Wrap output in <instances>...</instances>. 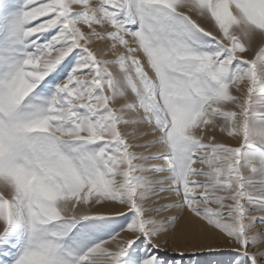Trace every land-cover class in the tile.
I'll return each instance as SVG.
<instances>
[{"label": "snow or ice", "instance_id": "snow-or-ice-1", "mask_svg": "<svg viewBox=\"0 0 264 264\" xmlns=\"http://www.w3.org/2000/svg\"><path fill=\"white\" fill-rule=\"evenodd\" d=\"M0 264H264V0H0Z\"/></svg>", "mask_w": 264, "mask_h": 264}, {"label": "rangeland", "instance_id": "rangeland-1", "mask_svg": "<svg viewBox=\"0 0 264 264\" xmlns=\"http://www.w3.org/2000/svg\"><path fill=\"white\" fill-rule=\"evenodd\" d=\"M210 243L213 244L214 247L216 248H221V247H225L226 246V241H223V238L221 237H217L215 239H210L209 240ZM193 260H196V257H192ZM199 259L204 260L206 259L205 257H200Z\"/></svg>", "mask_w": 264, "mask_h": 264}, {"label": "bare ground", "instance_id": "bare-ground-1", "mask_svg": "<svg viewBox=\"0 0 264 264\" xmlns=\"http://www.w3.org/2000/svg\"><path fill=\"white\" fill-rule=\"evenodd\" d=\"M179 223H180V226H181L186 232H189V233L195 234V231H194V227H193V225L186 223L184 220H181Z\"/></svg>", "mask_w": 264, "mask_h": 264}]
</instances>
